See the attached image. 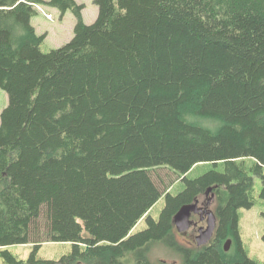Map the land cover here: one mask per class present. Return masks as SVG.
<instances>
[{
    "label": "trees",
    "instance_id": "obj_1",
    "mask_svg": "<svg viewBox=\"0 0 264 264\" xmlns=\"http://www.w3.org/2000/svg\"><path fill=\"white\" fill-rule=\"evenodd\" d=\"M42 3L76 21L73 38L47 53L31 24ZM95 3L86 25L74 0H0L4 263L24 264L7 247L30 243L26 264H167L149 260L156 244L182 264H258L237 225L255 177L264 196V0ZM163 168L180 179L164 189L152 175ZM208 187L216 233L186 248L173 216ZM43 242L72 250L41 260Z\"/></svg>",
    "mask_w": 264,
    "mask_h": 264
},
{
    "label": "rangeland",
    "instance_id": "obj_2",
    "mask_svg": "<svg viewBox=\"0 0 264 264\" xmlns=\"http://www.w3.org/2000/svg\"><path fill=\"white\" fill-rule=\"evenodd\" d=\"M77 4L83 5L82 19L86 25L92 24L98 15V7L95 0H74ZM35 7L37 13L32 17L31 24L37 27L40 34H46V38L41 45V51L47 53L52 49L61 47L68 43L74 34L75 17L71 11H65L63 14L54 7L45 3ZM8 97L5 91L0 89V114L7 106ZM154 181L160 186L165 187L180 180L168 168L158 169L152 173ZM262 182L258 177L254 178V205L248 209L241 208L238 210L239 220L237 225L238 237L247 257L258 264H264V196L262 194ZM165 206L164 197L160 198L150 209L149 216L157 220L162 209ZM211 207V206H210ZM215 205L210 208L214 209ZM195 219V218H194ZM40 223L42 222L39 221ZM147 227L145 219H141L133 228L132 233H138ZM176 231V230H175ZM83 235L87 233L84 230ZM197 231L189 230L185 234H180L176 231L177 241L186 248H195L196 244L194 236ZM229 239V238H228ZM227 240V239H226ZM224 240L222 246L226 242ZM33 245L20 244L7 247V251L16 259L22 260L26 264ZM72 250L70 243L64 242H43L36 250V257L41 260L58 262L62 256L69 254ZM228 253L233 256L236 252L235 246L231 243ZM149 260L153 263L158 261L166 262L167 264H182V258L179 254L162 244H156L152 247L149 255ZM0 264H5L0 256Z\"/></svg>",
    "mask_w": 264,
    "mask_h": 264
},
{
    "label": "water",
    "instance_id": "obj_3",
    "mask_svg": "<svg viewBox=\"0 0 264 264\" xmlns=\"http://www.w3.org/2000/svg\"><path fill=\"white\" fill-rule=\"evenodd\" d=\"M200 210L201 209L197 206V202L182 205L173 216V224L176 231L178 233L187 232L192 224L190 220L191 215L199 213ZM205 215L207 216L206 227L200 228L195 237V244L197 247L206 245L213 237L216 228V216L213 211L208 210ZM231 243V239L226 240L223 246L225 252L229 250Z\"/></svg>",
    "mask_w": 264,
    "mask_h": 264
},
{
    "label": "flooded vegetation",
    "instance_id": "obj_4",
    "mask_svg": "<svg viewBox=\"0 0 264 264\" xmlns=\"http://www.w3.org/2000/svg\"><path fill=\"white\" fill-rule=\"evenodd\" d=\"M194 202H197V206L201 210H200L199 213L191 215L190 220H191L192 224H191V227L189 228V230H191V229L193 231L196 230L197 234H198V230L200 228H205L206 227V220H207V216L205 215L206 211L210 210L212 205L213 206L215 205V195H214V192H213V188L212 187H208L207 189H205L203 192H201V194L197 195L193 199L192 203H194ZM211 211H213V213H214V209L213 210L211 209ZM217 226H218V220L216 219V228H215V231L213 233V237H214V235L216 233ZM187 232H185V233H187ZM185 233H181V234H185ZM196 236L197 235L194 236V241H195V237ZM212 238H211V240H212ZM210 241L207 244H209Z\"/></svg>",
    "mask_w": 264,
    "mask_h": 264
},
{
    "label": "crops",
    "instance_id": "obj_5",
    "mask_svg": "<svg viewBox=\"0 0 264 264\" xmlns=\"http://www.w3.org/2000/svg\"><path fill=\"white\" fill-rule=\"evenodd\" d=\"M44 1H47V0H44ZM32 25H33V24H32ZM33 26H34L36 32H37L38 34H40V33L38 32V30H37V27H36L35 25H33Z\"/></svg>",
    "mask_w": 264,
    "mask_h": 264
},
{
    "label": "built area",
    "instance_id": "obj_6",
    "mask_svg": "<svg viewBox=\"0 0 264 264\" xmlns=\"http://www.w3.org/2000/svg\"><path fill=\"white\" fill-rule=\"evenodd\" d=\"M34 7H38L37 5H34Z\"/></svg>",
    "mask_w": 264,
    "mask_h": 264
}]
</instances>
